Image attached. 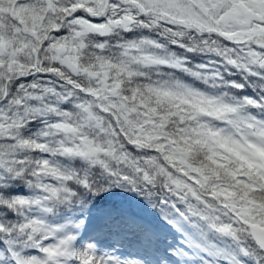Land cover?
I'll list each match as a JSON object with an SVG mask.
<instances>
[{
  "label": "snow or ice",
  "instance_id": "obj_1",
  "mask_svg": "<svg viewBox=\"0 0 264 264\" xmlns=\"http://www.w3.org/2000/svg\"><path fill=\"white\" fill-rule=\"evenodd\" d=\"M0 264H264V0H0Z\"/></svg>",
  "mask_w": 264,
  "mask_h": 264
}]
</instances>
